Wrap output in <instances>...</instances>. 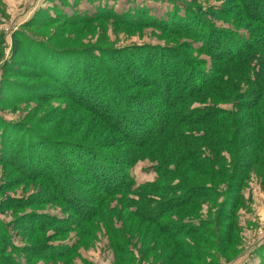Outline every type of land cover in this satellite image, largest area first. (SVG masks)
<instances>
[{
	"label": "trees",
	"instance_id": "obj_1",
	"mask_svg": "<svg viewBox=\"0 0 264 264\" xmlns=\"http://www.w3.org/2000/svg\"><path fill=\"white\" fill-rule=\"evenodd\" d=\"M58 1L60 5L51 8L54 16L48 8L39 11L24 22L23 30L44 28L55 21L72 27L108 19L132 28L150 27L175 39L184 38L185 43L175 48L143 45L95 50L36 40L20 31L19 37L14 35L6 71L14 73L12 61L26 43L27 55L38 70L35 75L60 93L43 86L37 89V102L62 98L73 110L88 115L93 132L86 142L71 138L55 142L40 137L32 127H27L26 135L22 128H12L8 135L5 127L11 125L4 122L0 163L14 167L24 178L48 182L50 191L45 189L43 194L52 200L47 202L62 205L67 216L29 215L23 230L35 238L30 237L23 247L13 246L0 226V264H24L19 261L22 257L25 264L50 263L78 255L77 248L87 244L84 240L92 236L95 223L106 222L105 205L118 197L136 207L128 213L149 224L161 238L144 245L152 235H141L144 246L137 262L136 248L132 249L134 258L128 257L131 242L126 235L122 241V231L111 225L115 264H140L150 255L152 264H172L177 255L190 263L197 261L199 252H209L200 248L205 246L223 255L232 244L231 219H236L234 209L247 175L264 156V0H224L221 7L204 14L173 0L162 18L151 16L144 5L121 13L99 5L93 14H80L81 0ZM66 8L70 15L64 12ZM206 17L224 23L230 19L235 25L217 30ZM1 80L0 104H10L13 99L3 90L11 84ZM26 90L16 89L15 95L33 98ZM221 104L231 108L220 109ZM20 135L26 142L17 139ZM162 142L185 150L179 162L186 170L208 161L201 154L203 146L215 154H228L229 165L215 159L222 168L205 166L208 178H194L179 166L177 170L168 167L167 150L175 156L177 151ZM155 152L164 156L151 169L153 181L137 184L130 171L138 161L152 160ZM38 201L27 199L15 206ZM203 203L209 205L206 220L198 214ZM51 229V236L42 237ZM73 229L79 231L75 244H54ZM206 236L212 244L205 245L202 237ZM158 250L163 256L154 263ZM263 250L264 245L256 252L260 264H264Z\"/></svg>",
	"mask_w": 264,
	"mask_h": 264
},
{
	"label": "rangeland",
	"instance_id": "obj_2",
	"mask_svg": "<svg viewBox=\"0 0 264 264\" xmlns=\"http://www.w3.org/2000/svg\"><path fill=\"white\" fill-rule=\"evenodd\" d=\"M181 1H183L182 4H188L194 11L196 10L198 13L203 14L205 12H212L211 9L221 7V4L224 3V0H197L196 4L191 3L190 0ZM72 2V0H69V4H72ZM172 2L173 0H81L80 4L77 6V11L80 14H93L95 10L94 7L104 5L112 7L117 13H121L135 6L144 5L150 10L151 16L162 18L167 11L171 10L173 6ZM54 5L59 6V1L0 0V80L2 79L11 84L8 86V90H3V92L5 94H10L9 96L13 99L10 104H0V134L2 133L4 122H8L13 126L5 127V130L8 131V135H10L12 128L16 130L22 128L21 132L24 131L26 135L27 127H32L39 136L41 135L40 137L47 136L55 142L65 138L86 142L93 132V128L89 126L91 119L87 114L80 110H73V108L66 105L62 98H57V96L56 99H54L55 101H50L47 104L44 102H37V92L40 91L37 89H41L43 86H48V89L54 90L56 95L60 93L53 85L46 81H42L35 75L38 70L35 65H33L32 59L27 55L26 43L25 46H23L24 50L19 51L15 61H12L14 73L6 71V64L9 62L11 56L13 40L20 36L18 32H25L27 36H31L36 40L43 39L45 42L47 41L53 44L59 43L68 48H94L95 50L99 48H126L143 45L175 48L183 45L185 39L169 37L159 30L150 27L132 28L108 19L88 25L77 24L72 27H67L66 25H62V22L55 21L53 24H49L44 28L23 30L22 25L24 22L30 20V18L39 11L48 8L49 14L54 16L51 11ZM64 12L70 15L69 9H64ZM206 20L217 30L230 29L231 26L229 24L234 23L230 19H228L226 23H224L225 21L223 19H212L211 17H206ZM244 33V31H241V34ZM24 42L30 43V41L26 40H24ZM203 58L204 57H200L199 59L201 60ZM1 85L2 83H0V86ZM19 88H21V90H30L26 91L30 92L33 98L25 99L20 93L15 95L16 89L19 91ZM1 93L2 91L0 90V94ZM218 107L228 110L231 108V105L221 104ZM17 139L23 140V143L26 142V139H23L21 135L17 136ZM162 143L166 144L165 142ZM165 146L177 151L175 156L167 150L168 161L170 163L168 167L177 170L179 166L194 178L197 175H206L208 178L209 172H204L203 169L205 166H211L215 169L222 168L220 164L213 161L215 159L222 164L229 165L230 157L228 154L225 152L215 154L212 149L203 146L200 151L202 155L208 158V161L203 163V165L199 164L198 168L193 165L189 170H186V165L181 161L179 162L186 154L185 150L183 151L179 147L171 146L170 144H166ZM160 156H164V154L155 152L152 154V160L147 158L138 161L130 171L133 181L137 184L153 181L154 174L151 169L156 166V159ZM194 160L196 159L194 158ZM259 164V166L257 165L256 168L249 171L244 188L241 191L239 204H237L234 209L236 219L235 221L231 219V224L233 223V235L230 249L222 255L215 251V247L213 246L200 247L209 252H199L197 261L189 263L187 260H183L182 257L177 255L172 264H208L212 257H215V259L211 264H260V257L256 252L264 245V156ZM174 165H176V167ZM13 169L15 168L12 166L0 163V226L12 239L11 243L13 246L23 247L26 243H29L30 237L35 238L34 235L30 237L26 236L27 233L23 230L22 223L27 221L29 215L41 213L56 217H64L67 216V214L62 205L56 204L55 202H47L52 200L47 193L43 194L45 189H47V192L50 191V184L48 182L41 180L32 181L26 178V176L24 178L23 175L18 174ZM27 199L29 201H40L32 205L24 202L23 207L15 206L17 204L21 205L20 202ZM104 208L107 219H102L108 223L103 221L95 223L92 228V236L84 240L87 244H83V246L85 245L86 247L81 245L77 248L76 253H78V255H73L68 260L62 258L50 263L40 261L38 264H115V258L110 249L111 225H115V227H118L120 231H122L119 235L122 241L125 235L128 237L131 242L129 245L131 254L127 256L133 258L135 256L137 262L141 255L139 249H141L143 245L139 237H141V235L145 236V232L152 235V240H147L144 245H150L156 239L158 241L161 238V236H158L159 233L156 230L154 231L150 228L151 226H149V224L141 223L128 213L133 212L136 207L134 208V206L126 205L122 198L120 199L118 197L112 199ZM104 213L101 214L100 217L104 215ZM208 213L209 205L203 203L198 214L199 216L202 214L200 217L206 220ZM60 227H62V225H60ZM146 229L149 230L145 231ZM127 231H129L130 234L127 233ZM78 232L79 231L75 229L70 230L66 233L67 236L56 240L54 244L64 243L73 245L78 240ZM52 234L53 230L51 229L45 232L42 237L51 236ZM37 237L41 238V234H37ZM208 239L212 238L206 236V239H203L202 237V240L205 241V245L208 243ZM39 242L43 243L44 241L41 240ZM189 243L195 245L190 241ZM134 248H136V254L133 256L132 249ZM162 254L163 252L158 250L156 260L153 262L160 261L163 256ZM205 254L209 257L205 258ZM153 255L155 257V254ZM151 258L152 255L148 256L144 261L139 260L140 264H152ZM19 261L24 264L26 262L24 257L20 258Z\"/></svg>",
	"mask_w": 264,
	"mask_h": 264
}]
</instances>
